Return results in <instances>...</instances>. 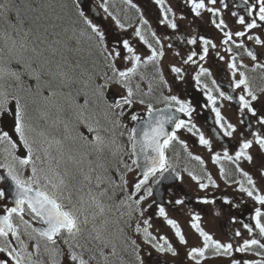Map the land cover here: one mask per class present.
Segmentation results:
<instances>
[{"label": "snow or ice", "instance_id": "snow-or-ice-1", "mask_svg": "<svg viewBox=\"0 0 264 264\" xmlns=\"http://www.w3.org/2000/svg\"><path fill=\"white\" fill-rule=\"evenodd\" d=\"M123 2L135 9L136 26L109 0L99 4L108 24L91 17L86 0H46L39 8L0 0V264H46L45 257L47 264H160V256H177L154 219L162 218L181 245L189 242L154 189L170 178L183 181L167 154L174 142L188 151L180 129L198 138L219 178L234 186L231 196L221 197L223 204L252 205L246 220L231 216L240 227L228 241L214 238L202 216L191 214L190 227L201 239L187 259L203 264L212 255L228 257L230 264H264V108L256 106L260 97L249 75L264 71V63L247 45L264 47L253 32L264 29V0H177L175 7L148 0L157 10L156 28L133 0ZM46 9L59 12L53 17ZM226 12L235 18L233 27ZM189 14L188 28L207 14L219 43L199 28L178 35ZM173 38L191 47L174 52L179 59L168 68L170 83L162 62L173 49L165 41ZM69 53L94 57L91 67L73 63ZM245 55L254 62L251 69ZM213 57L226 65L221 82L209 65ZM181 84L199 90L203 100L173 94V85ZM226 103L235 109V122L222 111ZM204 111L211 138L193 122ZM188 155L201 166L200 173L185 169L199 190L219 189L205 160ZM137 170L130 185L129 174ZM172 196L167 205H185L186 193ZM196 199L217 203L207 194ZM153 206V215H146ZM237 254L240 259L233 258Z\"/></svg>", "mask_w": 264, "mask_h": 264}, {"label": "flooded vegetation", "instance_id": "flooded-vegetation-1", "mask_svg": "<svg viewBox=\"0 0 264 264\" xmlns=\"http://www.w3.org/2000/svg\"><path fill=\"white\" fill-rule=\"evenodd\" d=\"M30 4L33 0H27ZM45 2L46 0H38V3ZM86 2L89 5V8L91 10L90 15L92 18H94L97 21H103V23L108 24L110 22V18L107 20L104 19V12L103 9L99 7V4L101 0H86ZM169 2L173 5V7L176 6L177 0H169ZM110 6L113 11H117L121 18L129 24H132L133 26H136L138 24V17L135 9L130 8L127 4L123 2V0H109ZM133 3H135L137 6H139L145 13V16L147 19H149L150 23H152L153 28H156V16H157V10L155 5L150 4L148 0H133ZM93 6H96L99 9V13L97 14V17H93ZM14 19V17H13ZM192 19V15H188V19L184 21H180L181 24V32L177 33L179 34H187L192 35L195 34V29L199 28L200 33L206 36H211L214 38V40L219 43V32L208 23V17L207 14H205L204 20L201 22L199 20H196L191 28H188V21ZM225 19L230 27H233L235 18L232 17L229 13H225ZM233 30H236L233 28ZM133 31V28H129L128 32L125 34V38H128L131 36V33ZM171 32V30H168ZM253 32L256 34L261 35V38L264 39V29H254ZM133 45L138 48V50L143 51L145 46L138 44L135 40L132 41ZM173 43V49L172 50H166V56L163 60V66L165 69V76L167 79H169L170 83L172 81V75L169 73L168 68L172 63H176L178 61V57H175L174 52L179 50L187 49L191 46L186 45L183 41H176L174 38L171 40H166L165 44L167 43ZM247 45L249 48H252V50L256 51L258 53V61L260 63H264V47H261L259 45H255L252 41H247ZM243 62L248 65V68L251 69L253 67L254 62L248 58L246 55L243 57ZM209 65L211 66V69L213 71L214 77L217 78L218 82H221L224 80V77L226 75L227 69L226 65H224L223 62H218L215 57H213L212 60L209 61ZM207 66V65H206ZM189 72L192 71L191 68L188 69ZM250 77H252V87L255 91H257L260 99L258 102H256V106L258 108H264V92H260L261 88H264V79H261V77H264V71L257 69L255 72L249 71ZM187 78V77H186ZM179 84L180 82L177 81ZM146 86V85H142ZM183 92L191 93L192 95H195L199 97L201 100H203V97L199 93V90L192 88L189 84H181L179 88H177L175 85H173V94H181ZM114 96V92H111ZM233 122L236 121V115H235V109L234 107H230L227 103L225 104L224 109L222 110ZM181 118L187 119L181 114ZM193 122L197 124L198 127L201 128L202 131H205L206 136L209 138L212 137V133L210 132V128L212 125L211 117L208 115L207 111L201 112L199 116H193ZM131 126V125H130ZM177 136L180 140H183L188 145V151H185L183 146L179 142H174L171 149L168 150V156L172 164L176 167V171L180 173V175L183 177V181L178 180L176 184H172L170 186L164 187V193L162 195L163 203H165L166 209L171 214L172 218L177 219L176 217H183L182 214V207L184 208L185 212L191 216L193 213H199L202 216L201 224L207 225V222H215V225L208 226L207 230H211L212 235L214 238L219 239L221 241H228L229 238L232 235V232L235 228L240 227L239 224H232L231 223V216L235 215L238 219L246 220L248 215V209L251 208V202H249L246 205H242L241 209H237L235 207H231L228 205L223 204V201L221 197L223 195H229L231 196L233 193V188L225 185L224 181L219 178V169L218 166L214 165L210 161V153L208 150L201 146L198 143V138L195 136H192L191 133L187 132L185 129L177 130ZM217 140L219 138H216ZM222 142V141H221ZM215 144V141H214ZM219 150V149H217ZM256 149H253V154H256ZM188 152H191L193 155H199L201 156L206 163L207 170L210 171L213 174V177L217 179V183L220 184L219 189H213L209 188L207 192H201L196 184L195 181L191 179L190 176H188L187 171L188 170H195L197 173H200L201 166L199 163L195 160H192ZM245 167H249L245 165ZM253 173L255 174V170L251 169ZM138 174V170L136 172L130 173L129 178L136 177ZM258 184H260V181L258 180ZM172 193H179L181 195L187 194L186 202L184 206H177V208H172L170 205H167V200L172 199ZM207 194L209 198H215L217 200L216 205H203L197 202L198 196H203ZM154 198L158 201L156 191L154 189ZM155 211V206H153V209L149 210L146 215H153ZM177 212V213H176ZM219 212L220 215L216 216L214 213ZM176 213V215H175ZM177 221L180 223L182 230L184 231L186 235V239L188 240V245H181L178 241V239H175L174 236L167 235L162 227H163V220L162 218H155L154 219V228L158 232H163L164 235L169 236V238L172 240L174 246L178 250V255L173 257L171 255H164L159 257L160 264H191V261L187 259V251L192 247L198 245L200 239L197 241H194V234H191L190 232L186 231L184 229L185 223L179 219ZM243 231V230H242ZM245 235L247 233L245 232ZM138 242H140L139 238H137ZM155 256V253H154ZM127 258V257H126ZM236 259H240L241 255L237 254L235 257ZM245 258H251V257H245ZM172 259V260H171ZM203 264H230V259L228 257L224 256H210L207 259L203 261Z\"/></svg>", "mask_w": 264, "mask_h": 264}, {"label": "rangeland", "instance_id": "rangeland-1", "mask_svg": "<svg viewBox=\"0 0 264 264\" xmlns=\"http://www.w3.org/2000/svg\"><path fill=\"white\" fill-rule=\"evenodd\" d=\"M45 11L47 12L48 15L54 17L55 14H56V12H59V9H56V12H53L52 10H48V9H46ZM57 31H58V29H57ZM69 58H70V59L73 61V63H74L73 57H72V56H69ZM13 67H14V65H13ZM73 87H74V88H79L80 86H79V87L73 86ZM64 90L67 91V89H64ZM80 100H81L80 102L82 103V102H83V97H80ZM131 181H132V179L130 180V185H131ZM176 213H177V212H176ZM176 213H175V215H176ZM169 216H170V218H172L171 214H169ZM176 218L179 219V220H181V221H183V222L185 223L186 220H187V222L190 221L191 216H190L189 214H187V212H185L183 217H176ZM162 229H163V231H164L167 235H169V236H174L173 232H172L167 226H163ZM159 233L164 235L163 232H159Z\"/></svg>", "mask_w": 264, "mask_h": 264}]
</instances>
